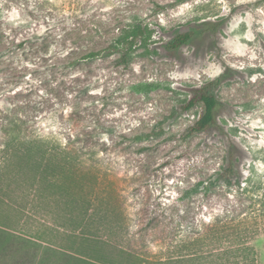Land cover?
Wrapping results in <instances>:
<instances>
[{
  "label": "rangeland",
  "instance_id": "rangeland-1",
  "mask_svg": "<svg viewBox=\"0 0 264 264\" xmlns=\"http://www.w3.org/2000/svg\"><path fill=\"white\" fill-rule=\"evenodd\" d=\"M136 22L150 33L127 65L98 58L55 68L59 57L98 49ZM190 30L187 43L165 47ZM21 40L37 47L0 57V116L19 109L41 138L69 145L94 129L107 144L98 181L65 182L71 195L63 184L47 207L22 198L20 187L31 184L34 194L43 169L0 167V228L99 264H214L209 253L233 243H213L209 224L246 208L228 188L209 195L204 186L231 151L244 175L252 166L264 172V0H0V51ZM80 88L94 100L75 102ZM204 88L218 99L214 123L186 136L203 109L182 107ZM150 131L147 149L131 144ZM252 245L264 259V236Z\"/></svg>",
  "mask_w": 264,
  "mask_h": 264
},
{
  "label": "trees",
  "instance_id": "trees-1",
  "mask_svg": "<svg viewBox=\"0 0 264 264\" xmlns=\"http://www.w3.org/2000/svg\"><path fill=\"white\" fill-rule=\"evenodd\" d=\"M163 8H165L164 4L155 3L156 10H162ZM149 33L150 31L145 23L136 22L132 26L121 28L117 35H114L107 44L98 49L83 52L79 56H68L66 59L59 57V60L55 63V68L60 70L61 73L71 69L75 71L81 67L83 62L98 58H110V61L113 60L116 64L127 65L138 43H146ZM194 35L195 32L191 30L178 33L165 44V47L167 49L178 48L187 43ZM35 46L37 47V45L31 44L29 40L14 42L0 51V57L7 52H16L24 48L33 50L36 49ZM39 46L43 48V52H48L47 43L42 42ZM43 67L45 70L53 69V65L50 69L48 65H43ZM148 86L149 84H147ZM76 94L78 95H75V102L89 103L94 100V97L89 95L88 91L83 90V88L78 89ZM196 102L202 104V114L187 128L186 136H192L206 130L215 120L218 99L212 92L205 88L199 90L182 108L187 110ZM27 117L19 109L2 113L0 116V167L2 169L6 167L28 169L31 166L30 169H33L36 166L43 169L42 177L39 180L40 185L31 187L34 194H30L31 192L28 191L31 184H29L30 186L24 184V182L20 184V187L26 186L25 192H21L22 198L25 197L29 201H33V197L40 200L44 199L43 205L47 207V203L51 201L53 189L61 192V185L64 184L65 197L71 195V188L73 187H69L65 182L72 183L80 188L82 186L79 184L81 180L88 178L91 184L98 181L99 173L102 170L100 167L102 161L99 155V151L102 150L100 144L104 146L107 143L105 141L101 143V140L98 141L92 136L94 129L93 131L87 130V132L77 136L69 145L62 144L59 141L35 135L34 131L26 125ZM154 136L156 135L153 131L135 134L131 137V144H139V150L147 149L148 146L142 144V142L150 141ZM124 138L125 135L120 136L121 140ZM93 141L94 143H92ZM60 154H64L63 157ZM235 161L234 154L232 151L229 152L227 163L209 181V185L204 186L205 189L209 190V195L218 188H228V192H231L237 201L240 200L246 208L242 210L241 214L225 213L222 219L217 217L211 221L209 234L212 242L226 240L230 245L232 243L233 245L222 250L215 249L209 253V258L212 259L214 264H262L264 259L252 243L259 237L264 236V172L261 173L255 166H252L248 170L249 172L244 175L242 171L236 168ZM52 165H58L59 169L63 166L61 168V172H64L63 175L50 174L54 170V168L49 167ZM22 172L20 171L19 174ZM44 185H48L51 191H46ZM87 202L89 205L91 204L89 199ZM52 258H57V260H52ZM50 263L99 264L95 261L92 262V260L80 259L72 253H65L61 249L41 247V245L16 236L13 232H4L0 228V264Z\"/></svg>",
  "mask_w": 264,
  "mask_h": 264
}]
</instances>
